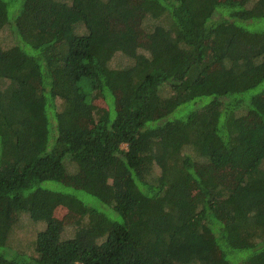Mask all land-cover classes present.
<instances>
[{
	"label": "trees",
	"instance_id": "1",
	"mask_svg": "<svg viewBox=\"0 0 264 264\" xmlns=\"http://www.w3.org/2000/svg\"><path fill=\"white\" fill-rule=\"evenodd\" d=\"M0 264H264V0H0Z\"/></svg>",
	"mask_w": 264,
	"mask_h": 264
},
{
	"label": "rangeland",
	"instance_id": "2",
	"mask_svg": "<svg viewBox=\"0 0 264 264\" xmlns=\"http://www.w3.org/2000/svg\"><path fill=\"white\" fill-rule=\"evenodd\" d=\"M243 25H246L248 28L253 29V27L251 26L252 24H248V23H243ZM144 30V29H143ZM143 45H141V49L140 51L143 52H147V41H141ZM1 44L3 48H8L9 47V42L8 40H1ZM47 186L54 188L53 186L56 185V187H58L57 185L60 186V183L57 182H47L46 183ZM62 187V186H60ZM63 188V187H62ZM55 189V188H54ZM84 193V192H83ZM86 195V194H85ZM87 198H92L95 201L98 202V200H96L94 197L87 195ZM56 215L61 218L62 220H64L65 222V232H64V236L65 237H72L73 235H75V226H74V222L77 219L78 215L75 214L72 210L68 209L66 206H59V208L56 211ZM43 223H25L20 231L19 236H16V238L14 239L15 241L17 240L20 243L25 244V246L28 244V242L32 239H34L38 233V231L40 229L43 228Z\"/></svg>",
	"mask_w": 264,
	"mask_h": 264
}]
</instances>
